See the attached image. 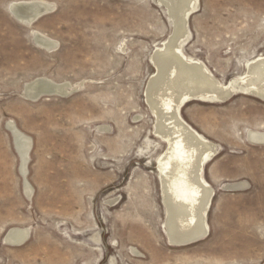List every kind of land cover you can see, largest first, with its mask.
I'll return each instance as SVG.
<instances>
[{"label":"rangeland","instance_id":"1","mask_svg":"<svg viewBox=\"0 0 264 264\" xmlns=\"http://www.w3.org/2000/svg\"><path fill=\"white\" fill-rule=\"evenodd\" d=\"M19 1L30 0H0V264H264V145L247 138L264 131L263 99L240 91L181 108L218 154L203 171L214 189L209 235L171 245L159 171L167 145L146 100L152 58L175 29L167 8L43 0L54 13L27 27L10 11ZM188 30L185 55L230 84L264 56V0H200ZM39 78L70 83L69 95L29 99L26 84ZM11 122L33 141L31 196ZM12 229L30 231L24 245L7 243Z\"/></svg>","mask_w":264,"mask_h":264},{"label":"bare ground","instance_id":"2","mask_svg":"<svg viewBox=\"0 0 264 264\" xmlns=\"http://www.w3.org/2000/svg\"><path fill=\"white\" fill-rule=\"evenodd\" d=\"M160 1L165 3L175 29L152 58L156 74L146 89V100L156 116V135L167 145L165 154L159 159L167 238L171 245L185 247L209 235L207 214L214 189L203 177V171L205 165L218 154V148L183 119L181 108L191 101L223 103L240 91L264 101V56L248 62L246 76L231 80L230 84H222L206 65L187 57L183 51L190 35L188 20L193 12L199 10L200 0ZM10 11L22 25L32 27V22L43 12L47 15L54 13L55 6L43 0L19 1L10 5ZM34 37L38 46L55 49L56 43L41 32L34 31ZM69 84L39 78L26 84L25 94L29 99L46 91L67 94L70 88L66 86ZM236 84L240 87L237 88ZM16 125L11 122L8 127L21 161L25 192L31 196L33 189L26 178L33 141ZM247 138L252 144L264 145V131L250 130ZM246 185H228L227 188H243ZM29 236V230L12 229L6 241L10 245H24Z\"/></svg>","mask_w":264,"mask_h":264},{"label":"water","instance_id":"3","mask_svg":"<svg viewBox=\"0 0 264 264\" xmlns=\"http://www.w3.org/2000/svg\"><path fill=\"white\" fill-rule=\"evenodd\" d=\"M159 2H160V4H162V5H164L165 6V3L163 2V1H160L159 0ZM166 7V6H165ZM167 8V7H166ZM43 11V10H42ZM44 13V12H43ZM40 14V16L37 18V19H35L33 22H32V25H34L39 19H41L42 17H44V16H46L47 14L46 13H44V14ZM66 87H69V86H66ZM26 90V89H25ZM26 95V94H25ZM66 96V95H68V93L66 94V93H60L59 91H54V92H48V91H46V92H41V93H39V94H36L35 95V98H30L31 100H33V101H38V100H40V99H42V98H44V97H47V96ZM26 97H28L27 95H26Z\"/></svg>","mask_w":264,"mask_h":264}]
</instances>
